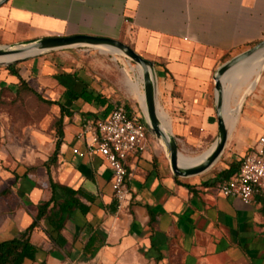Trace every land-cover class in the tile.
<instances>
[{"label": "crops", "instance_id": "1", "mask_svg": "<svg viewBox=\"0 0 264 264\" xmlns=\"http://www.w3.org/2000/svg\"><path fill=\"white\" fill-rule=\"evenodd\" d=\"M76 34L120 40L154 61L160 106L171 116L175 135L195 127L205 133L206 125L213 134L214 72L264 40V0H7L0 6L4 43ZM65 59L37 56L16 67L46 99L73 115L64 117V138L49 171L44 164L55 142L39 166L1 167L8 153L0 152V242L32 225L38 205L53 195L52 180L80 190L76 197L89 209L76 210L59 230L41 219L30 234L36 258L24 264H264V200L257 196L247 204L218 195L206 183L214 174L182 181L188 178L173 175L155 138L144 153L128 158L131 199L118 206L107 163L86 155L77 137L84 119L107 117L116 102L81 68L62 67ZM5 70L3 77L17 86L18 78ZM255 85L240 109L233 129L237 152L225 168L264 132V71ZM84 87L108 98L107 114L106 106L76 97ZM55 196L66 198L60 188Z\"/></svg>", "mask_w": 264, "mask_h": 264}, {"label": "rangeland", "instance_id": "2", "mask_svg": "<svg viewBox=\"0 0 264 264\" xmlns=\"http://www.w3.org/2000/svg\"><path fill=\"white\" fill-rule=\"evenodd\" d=\"M11 43H4L3 38H0V45ZM58 54L66 58L62 62V67L81 68L88 78L95 82L97 89L109 95L113 102L129 105L135 115L145 120L139 100L130 92L126 84L125 70L133 67L135 70H131L130 74L135 78L138 68L136 63L117 53L86 47L63 49L42 56ZM28 60L30 59L14 65L19 67ZM5 74V66H0V152L8 153L6 158L1 159V167L7 165L14 168L17 164L26 162L39 166L53 149L59 109L57 106H49L39 101L28 91L18 92L17 86L3 77ZM32 83L34 82L31 81ZM162 108L164 109L163 106ZM164 111L169 116L175 135L172 118L166 109ZM208 131L209 127L206 125L205 133L200 127H195L193 132H180L178 137L175 135L180 152L196 156L210 148L215 141L217 131L213 134H209ZM237 136V131L230 132L223 155L204 175H217L231 159L233 160L232 156L237 152ZM194 180L196 177L182 179L185 182Z\"/></svg>", "mask_w": 264, "mask_h": 264}, {"label": "water", "instance_id": "3", "mask_svg": "<svg viewBox=\"0 0 264 264\" xmlns=\"http://www.w3.org/2000/svg\"><path fill=\"white\" fill-rule=\"evenodd\" d=\"M7 0H0V6ZM94 48L120 54L128 60L136 63L143 72L144 96L146 112L145 123L148 131L163 148L168 159L170 169L175 177L191 178L206 173L218 162L223 155L230 135V126L226 119V83L228 75L241 65H250L253 62L261 63L258 73V83L264 71V40L243 51L219 66L213 75L215 84V112L217 116L218 132L210 152L200 161L182 163L179 159L180 149L178 141L164 120L160 117V102L158 91V75L155 62L144 58L130 45L109 37L94 35H67L48 36L29 40H23L7 45H0V57L17 56L18 58L9 62H0V66H10L17 62L42 56L47 53L69 48ZM256 86V85H255ZM245 95L242 106L247 98ZM241 106V108H242ZM144 111V110H143Z\"/></svg>", "mask_w": 264, "mask_h": 264}, {"label": "built area", "instance_id": "4", "mask_svg": "<svg viewBox=\"0 0 264 264\" xmlns=\"http://www.w3.org/2000/svg\"><path fill=\"white\" fill-rule=\"evenodd\" d=\"M77 137L84 142L86 155H97L107 163L114 198L122 207L131 199L127 160L144 153L154 141L147 124L139 116L130 115L124 104L115 103L107 117L84 119ZM74 152L81 154L78 149ZM215 191L247 204L254 202L257 196L264 200V132L243 156L237 173L219 182Z\"/></svg>", "mask_w": 264, "mask_h": 264}, {"label": "trees", "instance_id": "5", "mask_svg": "<svg viewBox=\"0 0 264 264\" xmlns=\"http://www.w3.org/2000/svg\"><path fill=\"white\" fill-rule=\"evenodd\" d=\"M6 69L9 70L12 75L18 78V92L28 91L32 93L39 101L49 106L57 105L59 107L60 115L56 123L57 130L54 151L52 152L49 160L44 164L49 171V165L56 162L64 138V117L73 115V112L58 101L46 99L21 76L15 65L7 66ZM76 97L87 103H95L97 105L106 106L105 114H107L111 108V105L108 103V98L104 94L95 92L93 90L89 91L86 87H84L81 92L76 93ZM125 107L130 115L134 114L132 108L129 105L125 104ZM242 159H240L237 163H232L227 168L222 169L216 175L214 181L206 183L216 186L222 180L233 176L237 173ZM50 184L53 195L49 200L42 201L38 205V212L32 225L19 236L0 242V264H24L26 260H35L38 249L34 244L31 243L30 234L41 219L48 218L53 224L54 228L59 230L64 225L66 219L70 217L76 210H79L84 214L88 212L89 208L76 197L79 193H81L80 190H74L70 187L58 185L52 180L50 181ZM58 188L62 189L66 195V198L63 201H58L56 199L55 191ZM52 204L53 206L51 207Z\"/></svg>", "mask_w": 264, "mask_h": 264}, {"label": "bare ground", "instance_id": "6", "mask_svg": "<svg viewBox=\"0 0 264 264\" xmlns=\"http://www.w3.org/2000/svg\"><path fill=\"white\" fill-rule=\"evenodd\" d=\"M18 58L17 56H2L0 62H9ZM261 68V63L253 62L250 65H241L235 68L227 77L226 83V109L225 115L230 126V132L236 127L239 112L242 106L245 95L249 94L255 86L258 73ZM133 67L126 69V84L130 92L137 97L144 112H146L145 96H144V82L143 72L140 67L136 69V77L133 78L130 74ZM125 73V72H124ZM160 117L164 120L165 124L172 129L168 114L160 107ZM210 148L206 149L199 155L190 156L180 152L179 159L182 163H192L202 160L209 152Z\"/></svg>", "mask_w": 264, "mask_h": 264}]
</instances>
